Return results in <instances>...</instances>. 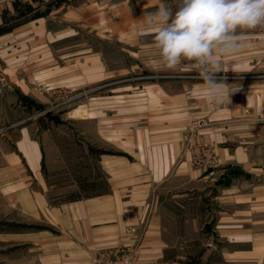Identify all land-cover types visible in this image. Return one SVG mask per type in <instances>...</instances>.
<instances>
[{
    "label": "crops",
    "instance_id": "0c3cea01",
    "mask_svg": "<svg viewBox=\"0 0 264 264\" xmlns=\"http://www.w3.org/2000/svg\"><path fill=\"white\" fill-rule=\"evenodd\" d=\"M167 2L0 0V264H107L122 247L136 248L131 264H264V27L219 58L239 89L214 107L193 62L166 69L138 35ZM135 69L148 77L109 79ZM59 83L110 86L94 143L61 144L32 121L40 88ZM193 142L212 146L209 165H192Z\"/></svg>",
    "mask_w": 264,
    "mask_h": 264
},
{
    "label": "clouds",
    "instance_id": "9594fccd",
    "mask_svg": "<svg viewBox=\"0 0 264 264\" xmlns=\"http://www.w3.org/2000/svg\"><path fill=\"white\" fill-rule=\"evenodd\" d=\"M146 11L138 35H152L162 66L175 70L190 61L202 80L199 96L212 106L228 101L239 88L218 77L220 57L235 56L244 42L238 31L264 27V0H175Z\"/></svg>",
    "mask_w": 264,
    "mask_h": 264
},
{
    "label": "rangeland",
    "instance_id": "374dc122",
    "mask_svg": "<svg viewBox=\"0 0 264 264\" xmlns=\"http://www.w3.org/2000/svg\"><path fill=\"white\" fill-rule=\"evenodd\" d=\"M167 4L174 9L175 0H168ZM175 10V9H174ZM82 40H86L87 43L92 44V46L96 47H105V41L97 39L95 37L94 31H89L88 29H84L82 32ZM116 56L124 61V55H122V51L120 49H115ZM123 57V58H122ZM76 72H71V76L77 75L72 74ZM149 72H145L139 69H135L130 72L116 73L112 78L109 79H121L124 77H130L132 79H136L137 77H148ZM4 80L7 78L4 73L0 72V85L4 84ZM120 85V84H118ZM110 86H104L103 88L94 87L93 89H85L83 86H67L65 84L59 83L55 86H49L44 90L40 88L45 96H48V101L45 103H37L34 109V114L32 121L38 122L41 125L42 131L46 133V135L52 136L55 140H60V143H73V144H86L93 142L94 143V124H93V112L97 106L96 103L99 101V106L101 107L100 99L96 101V97L101 98L104 93ZM47 90V93H46ZM136 90L139 88L136 87ZM47 102V103H46ZM85 112L90 114L92 117L89 120H85ZM88 117V118H90ZM3 118V119H2ZM0 117V126L6 125L5 117ZM84 120L86 122H84ZM206 124V120L204 118H196L192 119L190 122L191 128L193 131H197L198 128L204 126ZM40 128V129H41ZM38 130V133L41 135L43 132ZM44 129V130H43ZM2 131V130H0ZM85 132V133H84ZM42 136V135H41ZM92 143V144H93ZM201 143V142H193L189 145L190 157H191V149L193 145ZM205 144V143H201ZM93 163V161H92ZM193 165V164H192ZM63 175L56 176L62 177ZM88 185L86 182L84 185ZM39 226L45 224V221L38 220ZM35 237V234L33 235ZM41 238V236H40ZM208 241L205 239L204 243L207 245ZM216 242V241H215ZM24 247V252H27L26 246ZM214 248V247H213ZM217 248V247H216ZM11 246H7V251L11 250ZM26 254V253H24ZM29 254V252H28Z\"/></svg>",
    "mask_w": 264,
    "mask_h": 264
},
{
    "label": "built area",
    "instance_id": "2783aa9c",
    "mask_svg": "<svg viewBox=\"0 0 264 264\" xmlns=\"http://www.w3.org/2000/svg\"><path fill=\"white\" fill-rule=\"evenodd\" d=\"M213 149L209 144L197 143L191 149V162L195 167H205L211 163ZM209 245L215 247L212 242ZM136 254L135 247H122L114 252V257L107 264H131ZM100 264V263H95Z\"/></svg>",
    "mask_w": 264,
    "mask_h": 264
}]
</instances>
